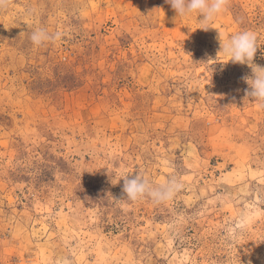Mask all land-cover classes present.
I'll return each mask as SVG.
<instances>
[{"label":"rangeland","instance_id":"rangeland-1","mask_svg":"<svg viewBox=\"0 0 264 264\" xmlns=\"http://www.w3.org/2000/svg\"><path fill=\"white\" fill-rule=\"evenodd\" d=\"M199 19L165 0L0 10V264H264V107L218 38L255 34L264 67V0ZM37 28L61 38L35 47ZM138 173L181 187L132 202Z\"/></svg>","mask_w":264,"mask_h":264},{"label":"clouds","instance_id":"clouds-1","mask_svg":"<svg viewBox=\"0 0 264 264\" xmlns=\"http://www.w3.org/2000/svg\"><path fill=\"white\" fill-rule=\"evenodd\" d=\"M165 2L171 5L179 17H188L197 13L200 17L199 22L204 26L201 29L204 30L209 28L210 22L214 21L216 17L226 12L230 4V0H165ZM11 4L12 0H0V10L7 9ZM60 38L61 33L50 34L43 28L35 29L30 36L35 47L47 42L55 43ZM218 38L221 41L224 54L231 57L230 61L240 64L247 63L252 68V75L244 76L242 79L250 86V90H246L247 95L264 107V67L253 63L257 51L256 35L249 31H243L225 40L219 32ZM128 177L129 175L122 177L124 179L123 191L126 193V199L132 202L150 198L155 204L164 203L171 200L181 187L179 180L175 177L158 185L151 183L146 176L140 173L134 178ZM112 183L116 184V181L112 179Z\"/></svg>","mask_w":264,"mask_h":264}]
</instances>
